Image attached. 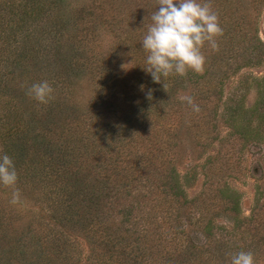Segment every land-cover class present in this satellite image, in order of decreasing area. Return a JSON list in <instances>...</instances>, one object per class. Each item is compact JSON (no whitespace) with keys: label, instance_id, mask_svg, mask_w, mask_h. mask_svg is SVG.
<instances>
[{"label":"trees","instance_id":"trees-1","mask_svg":"<svg viewBox=\"0 0 264 264\" xmlns=\"http://www.w3.org/2000/svg\"><path fill=\"white\" fill-rule=\"evenodd\" d=\"M100 1L97 13L91 10L93 0L86 8H74L66 0H0V155L12 158L20 192L19 202L13 204L7 201L12 190L0 184V195L9 203L0 207V264H81L82 256L72 260L69 255L80 244L96 249V264H148L152 254L160 256L149 264H185V258L187 264H224L239 251L253 252L256 264H264V201L255 204L249 217L239 218L238 199L224 195L230 190L222 181L224 172L239 169L229 157L264 137V119L259 116L255 124L244 119L249 111L243 98L224 97L222 91L241 69L240 54H245V42L252 44L247 29L254 22L237 9L240 0H211L214 9H220L216 14L223 29L218 50L206 44L203 76L184 82L171 75L163 81L165 91L144 69L147 53L142 40L152 13L147 18L132 15L122 40L142 49L137 57L134 54L127 87L117 79L115 88L111 73L104 70L106 63L93 55L91 46L99 24L118 34L122 20L110 10L107 14ZM248 2L250 9L264 7V0ZM150 7L156 11L158 0H151ZM82 56L86 59L80 60ZM211 75L218 81L215 87L203 83ZM45 80L55 98L42 105L27 95V89ZM82 86L89 91L87 97L79 94ZM210 92L214 100H209ZM262 92L264 101V87ZM185 95L193 97L202 112L212 103V115L220 105L226 119L210 121L193 112L180 99ZM117 99L121 101L110 103ZM130 103L131 113L120 115ZM262 110L264 115V106ZM183 128L197 149L209 147L219 129L228 130V141L217 144L219 157L214 156L215 146L200 165L183 162L186 167L180 165L179 173L176 163L182 157L175 158L168 147ZM209 131L214 137H206ZM111 134L121 135L119 152L108 147ZM136 136L148 137L136 142L140 175L145 176L149 165L155 171L142 186L130 180L135 178L133 168L124 161L131 155L126 138L132 141ZM197 174L207 181L205 187L200 185L202 199L196 194L187 200L183 187H192ZM257 175L261 195L260 166ZM150 193L155 196L148 199ZM34 223L44 228L30 236ZM235 236L243 246L227 250L229 238ZM118 254L127 260L119 261ZM193 255L195 260H190Z\"/></svg>","mask_w":264,"mask_h":264},{"label":"rangeland","instance_id":"rangeland-1","mask_svg":"<svg viewBox=\"0 0 264 264\" xmlns=\"http://www.w3.org/2000/svg\"><path fill=\"white\" fill-rule=\"evenodd\" d=\"M66 1L70 6L74 5V8H77V7L86 8V4L90 0H66ZM93 1H94L93 8H91V10L95 11L96 10L95 7H100L98 6V4L103 3V2L100 0H93ZM103 1L105 3L104 8L107 14H108V10H110L109 12L110 14H118L120 20H122V26L120 28V31H122V33L118 32L117 34L115 31H111V29L107 30V27H105V25L99 24L98 27L96 28L97 30L95 33V40H94L95 43H93L91 46L93 48V55L94 54H97V56L99 55L103 59V61L106 63L104 70L105 72L111 73L109 74V76H110V79L112 80L111 84L113 83L114 85L113 87L116 88V81L118 79L121 81L120 84L124 82L123 87L126 88L127 87L126 81L129 80L128 77L132 75L133 73L132 61L136 59L137 54L139 53L140 49H142V47L140 46V44H138L137 47H133L135 45H131L130 41H129V44L126 43L127 41L124 42L122 40L123 35L121 34H124V35L127 34V29L125 28H127L126 25H128V23L130 22L132 15L136 16V14H138V16L147 18L149 17L148 16L149 13H153L152 11L153 9H151L150 7L151 0H103ZM210 3L212 5V10L215 13L218 10H220V9L218 10L214 9L216 5H214L213 1L210 0ZM248 3H249L248 0H240V4H238L237 9L238 10L242 9L243 13L244 12L246 13V16L248 17V21L250 19L251 22H254V25L252 26V28L250 26L249 28L247 27L248 28L247 34H248V37L250 36L252 37L251 38L252 44L250 45L248 42H245V44L243 43L240 44L241 46L243 44V46L246 48L245 54L244 55L242 53L240 54L241 60L239 61L241 62V69L232 78V80L229 81V83H225V85L222 88V91H223L224 97H227L228 95L233 94L235 95L234 99L243 98V107L244 109H247L249 111L247 112L246 115H243L245 116L243 118L246 120L250 119V121L253 124H255L256 122H258L259 116L261 117V119L262 118L264 119L263 110H262V106H264V101L262 100V94H263L262 88L264 87V7H261L259 9H254V8L250 9L249 6H247ZM145 6H147V8ZM245 8H248V9L245 10ZM96 12L99 13V10H96ZM260 48H262L261 52H260ZM134 54L136 55V57ZM93 55H91L90 59H93ZM83 59H86V56L85 57L82 56L80 58V60H83ZM194 75L203 76V74H197L195 72L189 71L186 76H181L182 77L181 81L186 82L187 80H190V78H193ZM145 76H147V74H145ZM203 83H208V84H211V86L215 87L217 86L218 81L217 79H215V76L211 75L210 77L205 76ZM82 87H83V90H81L79 94L83 97H87L89 91H85L86 90L85 87L84 86ZM211 93L212 92L209 93L210 94L209 100H214L213 95ZM119 100L120 99H117L115 100V102L113 100H110V103H116V102H119ZM131 107H133L132 103H130V107H127V109H124V111L121 112L120 115L130 114L132 111L130 109ZM165 107H167V105ZM212 110H213V104L208 103V106L205 112L200 111V113L207 116V120L210 119V121L214 120L216 122H224V119H226V116L224 115L225 110L222 111L220 105L217 108V112L215 115H212L211 113ZM119 121L121 123V120ZM220 128H223V127H220ZM219 131L220 132L218 135L223 136V137L221 138L218 136L217 139H215V141L209 147L205 149H197L196 147H194L190 134H187V133L185 134L184 128H183V132L180 133L179 135H177L176 133L173 139L174 144H172L168 148L172 150L171 154L174 155L175 158L177 157V155H180L182 157L180 160L178 159V163H176L177 172L180 173V171L183 170L182 167H180V165L184 166L183 162H186V161L187 162L194 161V164L200 165L203 156L207 154H211L210 152L211 150H213L215 146L216 147L214 151L216 152H214V156L219 157L221 155L220 154L221 152H217V149H218L217 144L220 143V140H225V142L228 141V138H225L227 136L228 130L219 129ZM206 135H207L206 137H214L213 136L214 132L209 131ZM120 136L121 135L111 134L108 147L109 149H112V152H119L120 147L122 149V146L120 145V142L118 141V138H120ZM143 138L144 140L148 139L147 136ZM143 138L136 136L135 138L136 140L133 139L131 141L130 138L127 137L126 141L128 143L124 141L126 151H128V153H131V155L126 156L124 158V161L133 168L132 169L133 172L131 174L135 178H132L130 180L134 182V184L137 183V186H142L146 181H148L147 178H149L150 176L155 177V171L152 170L150 165L147 166V168L146 166L143 167V169L146 168L145 170H148L145 176L140 175L138 171L140 169L138 164H142V160L139 157H135L138 154V153L135 154V148L137 146L136 142L144 141ZM256 142L258 145H255L254 147L252 146L247 147V149L243 148L237 153L234 152V154L229 157V159H231V162L235 160L239 163L238 171L224 172V174L222 175L223 176L222 181H224V183L227 184V187L230 190V191L224 190L223 191L224 195L229 196V199L231 200L238 199V202H239L238 206H239V211H240L239 218L249 217L250 210L255 206V204L256 203L260 204L261 201H264V194L258 195L259 190H261L262 187H260V189L256 187L259 183L258 177H257L258 176L257 174L259 172V166L260 168L264 170V137H259L256 140ZM146 145H148L147 142H146ZM165 155L167 156V153ZM198 158H201V159L199 160ZM253 162H256L258 164V167H256L253 164ZM217 176L218 175H216V178H218ZM179 181H182V184L180 185L183 187L184 183L181 177H179ZM201 183L203 184L201 185ZM206 183H207L206 179L204 178L202 179V176L197 174V180L192 187L190 188L189 186L186 188L183 187L185 191V197L187 198V200L190 198H193V196H195L196 194H199L197 197L199 199H202V196H201L202 190L200 189V185H201V188H203V186L205 187ZM154 196L155 194L150 193L148 196V199ZM257 196H260V197L259 199H257V202H256ZM3 197L0 195V207L9 205V203H7ZM11 198L12 196L9 199H7V201L10 202ZM25 201L27 200L25 199ZM24 219H25V215H24ZM260 221H262V219H260ZM46 223L50 224V226H54L53 223L49 221ZM233 223H234V220H233ZM34 225L35 227L29 232L30 236H32V234H34L35 231L44 228V225H38L37 223H34ZM228 245H229V248L227 250H231V249L233 250V248L235 249L237 246H243V244H241L238 241V238L236 236L234 238H229ZM73 248L74 249L72 250L74 252L69 253V255L72 254V260H76L78 257L82 256L81 264H96L94 262L95 256L93 257V254H94L93 252H96V249L92 245L91 247H87L83 244H80L79 248L77 245H74ZM159 256L160 255L152 254V255H149L148 259L151 262ZM115 257H117L119 261L121 262H125V260H127V258H125L123 255H120V254L116 255ZM192 259L195 260L194 255L190 257V260ZM259 260L261 261V259ZM181 261L187 264L186 258ZM158 264H162V263L158 262ZM224 264H230V261H227Z\"/></svg>","mask_w":264,"mask_h":264},{"label":"clouds","instance_id":"clouds-1","mask_svg":"<svg viewBox=\"0 0 264 264\" xmlns=\"http://www.w3.org/2000/svg\"><path fill=\"white\" fill-rule=\"evenodd\" d=\"M152 24L143 37L142 47L147 53L144 68L155 83H163L171 75L186 76L189 71L203 74L206 58L203 48L207 44L218 50L217 40L223 36L218 15L210 0H158V9L151 14ZM27 95L39 104L54 100V89L48 81L32 84ZM148 98L151 99L149 93ZM195 113L200 107L191 96H181ZM2 152V149H0ZM0 184L12 190L11 203L19 202L18 173L12 158L0 155ZM230 264H256L251 251L230 254Z\"/></svg>","mask_w":264,"mask_h":264}]
</instances>
